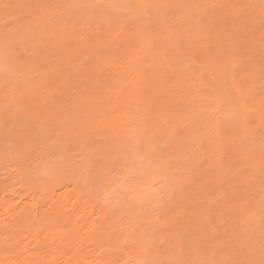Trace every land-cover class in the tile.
Wrapping results in <instances>:
<instances>
[{
    "label": "rangeland",
    "instance_id": "374dc122",
    "mask_svg": "<svg viewBox=\"0 0 264 264\" xmlns=\"http://www.w3.org/2000/svg\"><path fill=\"white\" fill-rule=\"evenodd\" d=\"M23 1L0 0V195L4 188L13 189L5 199L24 206L30 198L44 202L50 196L42 195L43 189L38 187V180L45 176L51 180V193L73 186L83 187L86 183L84 187L88 188L87 193H91L89 195L97 201V205H104L107 212L101 233L98 232L100 238L96 235L93 237L95 244L88 241L84 245L88 243V260L93 258V254L102 252L109 260L112 258L111 262L120 263L116 260L128 250L137 252L141 264H173L177 261L179 264H220L226 260H258L264 233L261 222L264 183L259 184L262 185L260 187L253 184L246 186L242 179H238L241 182L238 184L240 190L245 189L247 193L228 207L224 199L233 195L230 187L235 181L216 174L221 169L220 165L225 168L227 163L226 169L232 166L235 168L233 171L237 169L236 172L249 174L251 171L256 173L254 175L260 172L261 165L254 166L253 160L238 166L233 152L240 151L244 144V148L250 144L247 147L251 148L253 157L259 154L258 151L264 152V135L251 136L246 132L248 136L244 141L235 135L236 130L243 132L240 123L244 119L249 121L251 128L261 122L256 134L264 132V48L258 49L262 50L259 54L243 48L236 51L228 48L227 41L218 40L210 48L223 56L219 62L212 64L216 73L214 79L209 78L211 86L200 82L198 77L193 89L189 90L188 100L183 102L163 92L161 95L170 96V100L177 103L178 110L165 115L164 120L154 128L151 120H148L151 114L148 116L147 110L132 97L121 100L115 106H108L107 110H111L118 119H111L108 124L102 125L100 132L85 130L89 135L66 139L62 130L65 120L61 119L68 117L69 112L46 122L40 121L27 116L13 100V92H16L20 95L17 100L25 101L22 78L34 81L37 74L42 75L40 71L29 72L31 64L28 62L33 57L29 49L33 45V37L40 34L39 40H48L42 27H54V21H58L61 14L64 16L57 22L60 30L66 25H71L72 29L69 30L83 27L87 30L106 23L135 27L139 32L137 38L141 40L136 59L143 71L154 65L162 67L158 72L160 75L168 69H188L193 72L190 75L193 79L203 70L195 58L187 59L178 52L179 41H156V37L161 36L165 27H179L176 31L178 36L190 35L193 31L196 34L203 30L209 32L218 26L210 18L211 11L229 7L231 0H205L202 10L194 9L190 19L184 8L171 0H48L50 4L44 10L39 8L37 15L33 14L30 19H17L19 13L12 11V8L1 10V6L22 4ZM250 2V7L259 17L256 25L264 21V16L259 14L264 10V0H241L237 14L240 18H246ZM162 5L168 7H160ZM260 27L255 26L254 40L264 44V31ZM242 34L246 38L247 34ZM207 42H211V39H207L205 44ZM46 45H39L37 49ZM164 56L169 60L167 66L160 62ZM110 68L114 74L124 75L127 81L122 84L110 83L104 89L107 96L98 99L102 89L99 84L91 92L97 98L95 105H101L108 97H116L126 86L135 88L129 80L134 66L120 59L114 61ZM257 68L261 73L254 78L253 73ZM255 96L262 99L256 103ZM240 97L245 102V108L244 104L239 105ZM145 113H148V117ZM222 141L227 143L228 154L227 147L223 151L226 143L223 147ZM218 144L223 149L220 151L222 153L216 155L215 147ZM252 163L255 170L248 166H252ZM223 167L224 172L229 168L232 171L231 167L227 170ZM201 176L202 180H197ZM247 211L253 214L249 223L245 222L250 215ZM219 215L221 218L217 217ZM66 228V225L60 227L67 233ZM27 231L21 232L27 235L24 242H29V252H39L42 247L46 250L52 248L49 251L58 250L57 253L61 252V255H56V258L50 255L55 259L51 264H67L63 255L70 246L64 243L60 246L58 243L50 244L40 235L36 240L34 231ZM43 248L42 251H46ZM242 248L251 255H245Z\"/></svg>",
    "mask_w": 264,
    "mask_h": 264
},
{
    "label": "bare ground",
    "instance_id": "6f19581e",
    "mask_svg": "<svg viewBox=\"0 0 264 264\" xmlns=\"http://www.w3.org/2000/svg\"><path fill=\"white\" fill-rule=\"evenodd\" d=\"M171 1H174V3L176 2L179 6H182L189 19L192 18L191 16L194 9L202 10L201 6L205 4V0ZM22 4L32 5L33 8L31 11L34 15H37V10L39 8L44 10L50 2H48V0L45 2H41V0H24ZM251 5L252 2H250V5L248 4L247 6L249 13L246 18H240L237 14V9L241 6V0H231V4L227 8L213 9L211 11L210 18L213 23L217 22L218 26L214 27L209 32L203 30L202 32L196 34L193 31L190 35L178 36L176 31L180 28L174 27L171 28L175 33L173 38L163 39L161 36L156 37V41H179L177 43L178 52L183 53L187 59L195 58L196 62L201 65L203 70L201 71V74H196L193 78L194 80L190 78V75L193 72H190L188 69H168L165 73L160 75L158 72H160L159 70H161L162 67L154 65L148 70L143 71V69L139 66L140 63L137 62L138 59H136V56L138 55L137 51L141 49V40H138L137 38L139 32L138 30H135V27L118 25L117 23H106L105 25L100 24L94 26L93 28L90 27L91 29L87 28V30H85L84 27L77 30H69L72 29L71 25H66L60 30V28L57 27V22L64 16L61 14L58 16V21L57 19L54 21V27H52V25L50 28L42 27V32H44L48 40H39L40 34L33 37V45L31 44L32 47L29 49L31 55L33 56L28 62V64H31L29 72L33 73L35 71H40L42 75L37 74V78L35 79L31 76L34 81L30 78H22L21 81H23L22 84L25 86L26 91L23 95V97H25V101L21 102L17 100L20 95L13 92L14 103L17 105L19 104L23 108L24 113L30 118H38L40 121L45 120V122L46 120L49 121L52 117H61L64 116L65 113L69 112L67 114L68 117L66 116L61 119V121L65 120V122H63L65 123V126L63 125L65 128L62 130L64 131L66 139H74L75 137L84 134H86V136L89 135V133L87 134L85 130L91 131L94 129L95 132H100L99 129H101L102 125L108 124L109 120H117V116L114 117L113 112L109 109L107 110L108 106H115L119 104L121 100L133 97L134 100L141 104L142 108H144L145 111L147 110L149 113H145V115L148 114L149 116L151 114V119L148 118V120H151L152 127L154 128L157 124L164 120L163 117L165 115L177 112L178 105L177 103H174V101H171L170 98L175 96L174 100L178 99L182 102L188 100L189 90L193 89L195 86L194 82L195 80L197 81L198 77H200V82L204 81L203 84H209V86H211L209 78H213L216 73L212 64L214 62H219L223 56H219V52L210 48L213 47L218 40L227 41L229 43L228 48H232V50L235 49L238 51L243 48L252 53L257 52V54H259L262 52V50L259 51L258 49H263L264 44H258L255 42L254 33L257 31L255 30V26H261L260 28L264 31V21H260L255 25V21L258 20L259 17L256 15L254 9L250 7ZM5 6L6 5L1 6V10H5ZM13 10L16 11V9H12V11ZM259 14L264 16V10H262ZM37 21L38 25H40V16L37 17ZM155 22L158 23V21ZM118 30H120V32L115 34ZM85 32L86 35H84ZM242 33L247 34L246 38L243 37ZM262 38H264V34H262ZM207 39H211V42H207V44H205ZM45 43L47 45L44 48L37 49L39 45L41 46ZM201 44L204 46L201 47ZM232 53L233 51L231 54ZM225 54L227 56L229 55L226 51ZM120 59L123 63L134 66L131 79L129 78V80L134 83L135 88L126 86L118 92L116 97H108L107 100L101 103V105H95V99L107 96L104 89H106L110 83L115 84L118 82L117 84H122L127 81L123 78L124 75L114 74L110 68L114 61ZM168 61L169 60L166 56L160 59V62H163L165 66H167ZM259 71L260 70H258V68L254 71V78L261 73H259ZM254 80L256 81V79ZM242 81L244 80L242 79ZM143 82H145L144 85ZM244 83L245 82L242 84ZM99 84H101L102 87V96H100V90V94L96 98L91 95V92ZM20 86L22 85L20 84ZM163 92L171 94V97L161 95ZM258 98L259 97L255 96L256 103L262 99ZM239 102V105H243L245 103L242 97H240ZM245 107L246 106L244 104V108ZM72 113L77 115L74 116ZM248 123L249 121L247 119L242 120L240 126H243V132L240 130H236L235 132V135L240 136L242 141L247 139V133L251 136L264 135V132L256 134L257 127L261 124V122L254 128H251ZM101 134H103L102 130ZM108 134L109 133H107V135ZM224 138L227 139L226 137ZM225 143H222L223 147ZM245 145L246 144L241 146L240 151L232 150V152L237 151L236 154L233 152L236 164L238 165L253 160L254 166H258L259 164L261 165V169L258 175H254L256 173L253 174L251 171H247L249 174H244L245 172H236L237 169L236 171H233L235 168L228 165L232 168V171H230L229 167V170L226 171L228 169H226L227 163L226 165L224 164L225 168L222 166L226 169V172H224L220 163L216 164L220 165L221 168L217 171L218 173L216 172L217 174L215 173L218 177L221 174L223 175L222 178L226 176L228 177L226 178L227 180L229 178H233L235 181V183L232 181L233 184H231L230 187V189L232 188L231 190L234 191V193H232L233 195L230 194L232 196H225L226 198L224 199V203L226 206L231 204L233 201H237L238 198H243V196H245L244 193H247L245 189L240 190L238 184L241 182H238V179H242L245 185L247 184L246 186H248V184H253L260 187L262 185L259 184L264 183V166L262 167L264 152L258 151L259 154L256 153L257 156L253 157L254 153L252 152V156L251 148L247 147L250 144L246 146L247 150L244 148ZM221 146V144L216 145V155L222 153L220 152L223 149ZM226 147L227 143L223 151L226 150ZM228 149L229 148L227 147V154ZM243 157L245 160H243ZM219 160L220 159H218V161ZM215 161L216 163L218 162L217 160ZM253 163L252 166L251 164L246 165L253 167ZM206 176L208 177V175ZM202 178L203 177L201 176L197 180L200 181ZM222 178L220 179V182H222ZM38 182V187L43 189L42 195L48 194L50 196L46 197L44 202H41L37 198H30L29 201H25L24 206H19L10 202L11 200L8 201L5 199L9 192H12L13 189H2L3 193L0 195V264H51L55 261V259L53 260L52 258H56V255H61V252H59V254L57 253V248V251H49V249L52 250V248H47L48 250H46L42 247L46 250L42 251L41 247V249L36 247L37 250L39 249L41 251L36 252V250H33L35 253L33 251L29 252V242H24L27 235H23L24 233L21 232H29L27 230H30L31 232L34 231L35 236L37 237H35L36 240L40 238V235L41 238H44L45 241H49L50 244L55 245V243H58V246H60V244L64 243L65 245L70 246L67 249V252H64L63 255V258L65 257L68 261L66 262L67 264L142 263L137 257V252L132 250L122 252L121 257L117 259L118 261L116 260V262L120 263L111 262L112 258L109 260V258L104 256L102 252L93 254L91 256L93 258L88 260L89 256H86L88 243L87 246L84 245H86V242L88 241L94 243L95 240L93 237L96 235L98 236V232L101 233L100 229L103 228L107 218V212L103 207L104 205H97V201L92 199L93 197L91 198V193H89L90 195L87 193L89 192L88 188L84 187L85 185L87 186L86 183L82 185L83 187L73 186L72 188H65L61 192L51 193V180L48 176L38 180ZM249 190L250 189H248V191ZM230 206L231 205L228 207ZM248 213H250V215H248ZM248 213H246L248 216L245 215V217L247 216V218L251 217V219H253V214L251 215V212ZM1 216H3V218H1ZM217 217L221 218L220 215ZM212 222L209 224L211 225ZM64 225L68 228H66L67 233L60 229V227H63ZM46 226H48V228L43 230ZM52 226H54V228L50 229ZM43 231L44 236L41 235ZM98 237L100 238V236ZM32 248H34V246ZM52 254L54 257L50 256Z\"/></svg>",
    "mask_w": 264,
    "mask_h": 264
},
{
    "label": "snow or ice",
    "instance_id": "6c2138e0",
    "mask_svg": "<svg viewBox=\"0 0 264 264\" xmlns=\"http://www.w3.org/2000/svg\"><path fill=\"white\" fill-rule=\"evenodd\" d=\"M37 7H43V6H37ZM160 7H168L167 5H162ZM8 8H12V9H16L19 11V16L17 17V19H30L33 16L32 13V5H26V4H17V5H6L5 6V10L7 11ZM175 35L174 31L168 27H165L162 31H161V38L163 39H171L173 38V36ZM262 166H264V160H262ZM246 223L251 222V217H249L246 221ZM261 222L262 224H264V214H262L261 216ZM241 251L245 254V255H251V253L249 251H246L245 249H241ZM173 264H179V262H173ZM220 264H264V233H262V243H261V250H260V258L258 260L256 259H246V260H226V261H222L220 262Z\"/></svg>",
    "mask_w": 264,
    "mask_h": 264
}]
</instances>
